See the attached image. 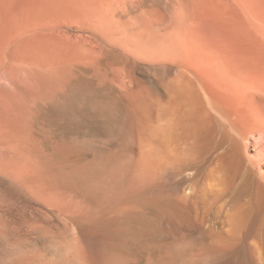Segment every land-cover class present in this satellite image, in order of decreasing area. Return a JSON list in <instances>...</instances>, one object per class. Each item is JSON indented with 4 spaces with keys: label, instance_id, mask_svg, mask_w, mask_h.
I'll use <instances>...</instances> for the list:
<instances>
[{
    "label": "bare ground",
    "instance_id": "obj_1",
    "mask_svg": "<svg viewBox=\"0 0 264 264\" xmlns=\"http://www.w3.org/2000/svg\"><path fill=\"white\" fill-rule=\"evenodd\" d=\"M96 80L55 99L83 118L63 132L90 112L105 120L83 136L35 122L0 131V264H264V155L246 164L226 103L166 80L129 85L114 106ZM181 104L197 116L192 139L173 122Z\"/></svg>",
    "mask_w": 264,
    "mask_h": 264
},
{
    "label": "rangeland",
    "instance_id": "obj_2",
    "mask_svg": "<svg viewBox=\"0 0 264 264\" xmlns=\"http://www.w3.org/2000/svg\"><path fill=\"white\" fill-rule=\"evenodd\" d=\"M96 79L114 106L125 104L121 89L148 91L166 80L213 94L239 121L248 164L264 155V0H0V131L35 122L59 137L83 136L86 125L105 120L90 112L78 130L63 132L83 118L78 111L68 120L56 100ZM34 96L50 104L36 105ZM183 105L172 118L187 140L197 116ZM135 128L136 138L148 137Z\"/></svg>",
    "mask_w": 264,
    "mask_h": 264
},
{
    "label": "water",
    "instance_id": "obj_3",
    "mask_svg": "<svg viewBox=\"0 0 264 264\" xmlns=\"http://www.w3.org/2000/svg\"><path fill=\"white\" fill-rule=\"evenodd\" d=\"M172 74H176L177 77H181V76L184 75L183 72L180 69H174L172 71Z\"/></svg>",
    "mask_w": 264,
    "mask_h": 264
}]
</instances>
